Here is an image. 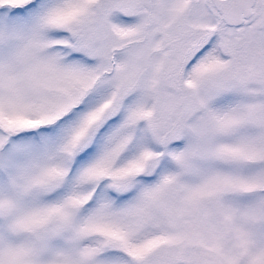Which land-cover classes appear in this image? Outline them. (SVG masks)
<instances>
[{
  "label": "snow or ice",
  "instance_id": "6c2138e0",
  "mask_svg": "<svg viewBox=\"0 0 264 264\" xmlns=\"http://www.w3.org/2000/svg\"><path fill=\"white\" fill-rule=\"evenodd\" d=\"M0 264H264V0H0Z\"/></svg>",
  "mask_w": 264,
  "mask_h": 264
}]
</instances>
